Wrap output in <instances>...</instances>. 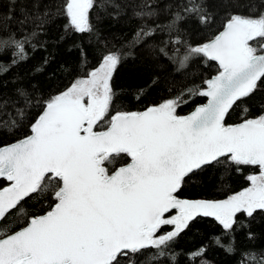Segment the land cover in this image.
<instances>
[{"label":"snow or ice","instance_id":"obj_1","mask_svg":"<svg viewBox=\"0 0 264 264\" xmlns=\"http://www.w3.org/2000/svg\"><path fill=\"white\" fill-rule=\"evenodd\" d=\"M94 6L95 0H65L62 11L75 31L85 33L92 30L89 13ZM229 6L236 11L229 13L224 30L191 49L218 63V74L196 93L207 97V103L191 114L177 115V100H169L143 112H117L106 130L96 131L113 104L111 80L121 59L107 53L86 78L43 104L30 134L0 147V179L8 182L0 187V264H150L163 258L199 216L214 217L232 229L237 213L253 217L264 212V115L225 124L234 105L264 87V0H230ZM182 7L207 22L196 0ZM151 9L146 2L135 14L150 19ZM244 9H259V14H245ZM183 19L178 11L167 25L144 23L130 43ZM48 20L44 11L21 23L32 21L35 36ZM9 47L16 49L12 64L26 58L24 42L11 33L0 36V51ZM33 101L22 89L14 90L11 100L0 95V105L12 107L19 117ZM6 115L13 131L23 127L11 112ZM2 123L0 132L7 130L8 121ZM121 154L131 162L110 174L107 165ZM229 165L236 170L256 166L259 174L248 177L251 187L222 202L179 198L183 185L200 173L215 168L227 172ZM48 193L55 201L51 210L28 215L26 201ZM172 210L177 214L166 216ZM21 215L25 225L9 228L10 219ZM168 225L173 229L161 232ZM148 249L156 251L145 257Z\"/></svg>","mask_w":264,"mask_h":264},{"label":"trees","instance_id":"obj_2","mask_svg":"<svg viewBox=\"0 0 264 264\" xmlns=\"http://www.w3.org/2000/svg\"><path fill=\"white\" fill-rule=\"evenodd\" d=\"M146 2L152 4L154 12L150 19L135 14ZM196 2L203 6L207 22H202L200 14L183 11L182 6L189 0H95L89 13L92 30L79 33L70 26L69 18L62 11L65 0H0V36L11 33L24 42L26 56L12 64L15 47L0 51V84L3 85L0 95L11 100L14 90L22 89L34 96L24 117L17 116L12 107L0 105V128L5 127L3 121H8L7 130L0 132V147L30 134V123L40 114L43 104L66 91L76 80L86 78L107 53H118L121 59L111 80L113 104L96 131L104 130L117 112H141L165 101L177 100L176 114L184 116L204 104L206 97L196 93L205 89L206 81L218 74V66L203 54L192 53L191 49L215 37L223 29L229 13L236 9L230 8V0ZM44 11L49 12L48 23L33 36V22L22 24L21 21ZM178 11L184 19L173 28H157L142 42L130 43L142 24L167 25ZM244 12L258 15L259 9L252 13L244 9ZM8 112L13 114L12 118L22 120L23 127L13 131ZM261 115H264V87L244 104L234 105L225 117V124ZM129 161L130 157L121 154L113 164L107 165L109 173ZM258 174L256 166H240L236 170L229 165L227 172L223 168L206 170L185 183L178 196L222 202L245 190L250 185L248 177ZM7 183L0 179V187ZM54 203L48 193L40 199L27 200L25 208L28 215L39 216L51 210ZM235 221L232 229H225L213 217H197L165 249V256L150 264H264V212L257 211L253 217L237 213ZM25 223L24 216H15L10 219L9 228L23 227ZM172 229L171 225L164 226L161 232ZM155 251L148 249L144 256ZM201 251L203 254L198 255Z\"/></svg>","mask_w":264,"mask_h":264},{"label":"water","instance_id":"obj_3","mask_svg":"<svg viewBox=\"0 0 264 264\" xmlns=\"http://www.w3.org/2000/svg\"><path fill=\"white\" fill-rule=\"evenodd\" d=\"M224 30V27H223V29L218 33V34H220L222 31ZM217 34V35H218ZM216 35V36H217ZM215 36V37H216ZM215 37H213L211 40H209V41H207V42H205L204 44H207V43H209V42H211ZM204 44H202L201 46H203ZM213 62H215V61H213ZM216 64H217V66H218V63L217 62H215ZM217 75V74H216ZM216 75H214V76H212L211 78H209L208 80H210V79H212V78H214ZM206 89V88H205ZM206 99H208L207 97H206ZM207 103V100H206V102L204 103V104H206ZM204 104H201V105H197L196 107H199V106H202V105H204ZM196 107H194L190 112H188L185 116H187V115H189V114H191V112H193L194 110H195V108ZM143 111H145V110H143ZM143 111H141V112H143ZM242 122H244V121H242ZM242 122H239V123H235V124H231V125H237V124H240V123H242ZM107 128V127H106ZM106 128L104 129V130H106ZM104 130H102V131H104ZM17 142V141H16ZM16 142H14V143H16ZM14 143H11V144H14ZM11 144H8V145H5V146H3V147H6V146H10ZM131 162V159H130V161L128 162V163H130ZM127 163V164H128ZM126 165V164H125ZM125 165H123V166H125ZM121 167V166H120ZM119 168V167H118ZM118 168H116L115 170H118ZM214 202V201H213ZM172 212H176V210H172L171 211V213ZM44 214H46V213H44ZM43 215V214H42ZM166 215H168V214H166ZM214 218V217H213Z\"/></svg>","mask_w":264,"mask_h":264},{"label":"rangeland","instance_id":"obj_4","mask_svg":"<svg viewBox=\"0 0 264 264\" xmlns=\"http://www.w3.org/2000/svg\"><path fill=\"white\" fill-rule=\"evenodd\" d=\"M82 79V78H81ZM165 102H167V101H165ZM165 102H163V103H165ZM162 104V103H161ZM249 187H251V182H250V185L247 187V188H249ZM246 188V189H247ZM242 191H244V190H242ZM241 192V191H240ZM239 192V193H240ZM238 194V193H237ZM236 195V194H235ZM229 199V198H228ZM227 200V199H226ZM225 201V200H224ZM177 214V212H174L173 214H171V216H174V215H176ZM172 228H173V226H172Z\"/></svg>","mask_w":264,"mask_h":264}]
</instances>
